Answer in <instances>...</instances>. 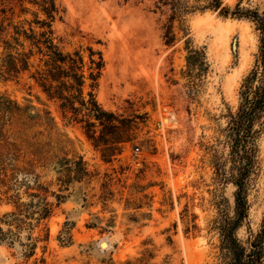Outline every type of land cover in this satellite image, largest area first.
I'll list each match as a JSON object with an SVG mask.
<instances>
[{"label":"rangeland","instance_id":"rangeland-1","mask_svg":"<svg viewBox=\"0 0 264 264\" xmlns=\"http://www.w3.org/2000/svg\"><path fill=\"white\" fill-rule=\"evenodd\" d=\"M35 1L14 5L19 29L41 30L46 17ZM159 1L57 0L64 13L53 23L55 42L64 52L91 47L106 62L97 89L101 121L64 120L60 103L28 73L17 79L0 71V155L38 178L54 213L32 234L50 235L35 256L26 259L19 243L0 244V264H226L218 228L225 215L234 216L236 188L222 182L216 167L226 154L225 116L237 109L258 34L249 20L197 11L174 23L176 40L168 46L171 2ZM222 1L231 11L241 4L264 12V0ZM187 40L205 51L209 65L194 83L187 77ZM258 162L248 218L237 231L243 243L264 221V133ZM13 188L22 202L31 201L25 186ZM12 211L3 204L0 219ZM28 234L22 232L21 243Z\"/></svg>","mask_w":264,"mask_h":264},{"label":"trees","instance_id":"trees-1","mask_svg":"<svg viewBox=\"0 0 264 264\" xmlns=\"http://www.w3.org/2000/svg\"><path fill=\"white\" fill-rule=\"evenodd\" d=\"M25 0H0V71L10 78H20L25 73L52 100L60 103L64 120L83 123L85 117L102 120L105 114L97 100L99 80L106 67L100 51L91 47H82L72 52H64L56 43L53 23L61 18L64 11L57 0H36L34 5L46 17L40 22V31L32 28L29 31L19 29L14 23V5H23ZM171 2V24L165 27L163 40L172 45L176 40L174 23L181 22L188 13L207 10L216 11L225 18L246 19L252 22L258 34V50L253 66L243 78L239 89V104L235 111L228 110L226 126L222 130V143L226 151L224 164L216 167L224 184H232L235 188L234 216L225 215L218 228L220 257L226 264H264V221L262 229L256 235H250L246 243L239 240L237 231L248 218V191L253 176L258 169L259 141L264 133V12L245 10L238 4L234 11L223 5L222 0H194L189 7L182 0H160L163 5ZM203 3V5H201ZM180 30L182 25H180ZM27 47V50H26ZM187 68L190 83L201 80L208 72L204 50L192 47L187 40ZM88 52L87 59L84 54ZM90 90L85 96L86 87ZM86 110L87 113L83 114ZM36 116L40 118L37 113ZM85 122L88 123L86 120ZM95 140L96 131L92 130ZM10 159L0 155V207L11 205L13 211L4 214L0 219V244L14 247L19 243L24 249V257L35 256L38 243L48 242L50 235L47 229L45 238L33 239L32 234L54 215L52 205L43 198V189L38 178L16 168ZM10 173V174H9ZM19 174L24 180L18 181ZM30 178L32 180H30ZM25 181V182H24ZM10 187V184H13ZM23 185L27 189L31 201L22 202L19 189L13 186ZM23 183V184H21ZM33 186V187H31ZM7 188L3 191V188ZM32 191L29 193V191ZM36 190L37 193H34ZM11 191H16L10 195ZM23 231H28L27 243L20 242ZM68 244L71 237H68Z\"/></svg>","mask_w":264,"mask_h":264},{"label":"built area","instance_id":"built-area-1","mask_svg":"<svg viewBox=\"0 0 264 264\" xmlns=\"http://www.w3.org/2000/svg\"><path fill=\"white\" fill-rule=\"evenodd\" d=\"M136 152L138 153L139 152V149H136Z\"/></svg>","mask_w":264,"mask_h":264},{"label":"water","instance_id":"water-1","mask_svg":"<svg viewBox=\"0 0 264 264\" xmlns=\"http://www.w3.org/2000/svg\"><path fill=\"white\" fill-rule=\"evenodd\" d=\"M105 243L102 244V247H104Z\"/></svg>","mask_w":264,"mask_h":264}]
</instances>
